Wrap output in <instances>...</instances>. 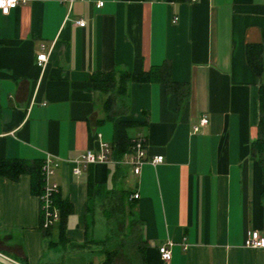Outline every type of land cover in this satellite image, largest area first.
<instances>
[{"label": "crops", "instance_id": "0c3cea01", "mask_svg": "<svg viewBox=\"0 0 264 264\" xmlns=\"http://www.w3.org/2000/svg\"><path fill=\"white\" fill-rule=\"evenodd\" d=\"M42 43L50 49L44 67ZM249 44L263 46L261 76L247 62ZM164 62L186 98L162 82L130 81L124 111L106 117L107 94L93 73L135 74ZM262 84L264 0H20L0 10V158L58 161L50 180L74 205L69 240L59 242V220L46 235L41 228L31 175H0V264H100L96 243L81 246L102 240L89 233L104 217L89 179L139 193L148 264H264V247L245 245L250 231L264 237L263 169L251 148ZM120 119L138 121L130 136L145 134L148 158L163 161L138 175L108 162L74 174L86 150L113 145ZM168 241L164 261L159 247Z\"/></svg>", "mask_w": 264, "mask_h": 264}, {"label": "trees", "instance_id": "16d2710c", "mask_svg": "<svg viewBox=\"0 0 264 264\" xmlns=\"http://www.w3.org/2000/svg\"><path fill=\"white\" fill-rule=\"evenodd\" d=\"M246 57L249 66L261 76L263 72V46L261 44H249L246 47ZM91 80L95 88L102 90L107 94L104 102L107 118L115 119L124 111L125 97L128 93V83L135 81L143 82H162L168 92H176L183 99L187 97L188 91L185 84L176 82L171 76V65L164 62L161 65H154L149 70H142L139 73H131L127 70H114L110 72H95L91 75ZM260 100V119L258 123L259 134L252 142V152L256 154L263 169L264 180V84L259 88ZM139 122L130 119H120L118 121L116 139L113 143V154L118 159H122L124 155L132 150L133 137L129 134V129ZM45 159H35L27 161L23 158H0V175L17 180L21 174L28 173L31 175V191L34 194H41L45 188V177L42 171V165ZM92 164L89 166L91 167ZM88 167V168H89ZM120 167V165H117ZM60 190L53 195L54 205L59 209V242L65 243L69 239L66 236V221L74 210L73 203L63 198ZM134 194L124 188H109L106 183H95L93 179L88 180V196L89 198H98L101 203L102 213L107 221V233L102 240L89 239L81 246L96 243L103 245L99 252L104 254L101 264H113L115 256L123 246L130 247L131 262L134 264H148L146 260V242L143 239L140 227V221L135 216L134 200L130 196ZM90 200V199H89ZM94 210L93 206L89 207ZM136 225L126 227V219L134 217ZM122 223V229L118 231L117 224ZM125 225V226H124ZM53 226L43 229L45 235L48 234ZM129 231L125 232V229ZM127 229V230H128ZM123 237L119 239L118 235ZM127 236V237H126ZM126 237V238H125ZM60 264V263H52Z\"/></svg>", "mask_w": 264, "mask_h": 264}, {"label": "built area", "instance_id": "2783aa9c", "mask_svg": "<svg viewBox=\"0 0 264 264\" xmlns=\"http://www.w3.org/2000/svg\"><path fill=\"white\" fill-rule=\"evenodd\" d=\"M20 0H0V10L7 14L12 8H15ZM68 1L70 4L74 0H62ZM104 1H99L97 6H102ZM177 17H174V21H177ZM79 26H85L86 21L80 19L76 21ZM42 51L37 54V62L40 66L44 67L48 61L50 49L46 51L47 45L41 44ZM208 118L204 117L200 121L201 125H206ZM195 131L199 130V125L194 127ZM163 161V155H157L148 158L147 155V138L143 133L137 134L133 138L132 150L124 155L122 159L116 158L113 154V146L102 142L100 149L97 152L92 150H86L78 159L76 164L72 168L74 174H80L89 165L98 162L115 163L117 165H124L131 168L132 172L136 175L140 174L142 167L147 162L157 164ZM59 165L58 161L53 160L51 157H47L42 165V171L45 177V188L44 191L39 195L40 199V210H41V225L43 228L51 227L60 218L59 209L54 205L53 195L60 190V185L56 181H51L50 177L54 174L55 168ZM139 193L136 192L130 196V199L139 198ZM245 245L248 247L258 248L264 247V237L258 230L250 231L246 237ZM172 242L168 241L159 247V252L164 261H169L172 257L171 251Z\"/></svg>", "mask_w": 264, "mask_h": 264}, {"label": "rangeland", "instance_id": "374dc122", "mask_svg": "<svg viewBox=\"0 0 264 264\" xmlns=\"http://www.w3.org/2000/svg\"><path fill=\"white\" fill-rule=\"evenodd\" d=\"M96 220L97 221L95 222L94 225H91V224L89 225V227H90V232L89 233H91L95 239H103L105 237L106 233H107L106 220L99 213L97 214ZM125 221H126V227L127 226L130 227L131 223H132V227H134L136 225L135 216L132 217V218L128 217ZM116 224H117L118 231H120V229H122L123 224L122 223H116ZM127 229H125V232L129 231V229L128 230ZM117 235H118L119 239H121L123 237L120 234H117ZM102 246L103 245H101V246L99 245V248L100 247L102 248ZM126 247L123 246L120 249V251L118 252V254L114 258L113 264H134L133 262H131V255H130V252H129L130 247H128V248H126ZM103 259H104V254H103L102 261H103ZM101 262H100V264H101Z\"/></svg>", "mask_w": 264, "mask_h": 264}]
</instances>
